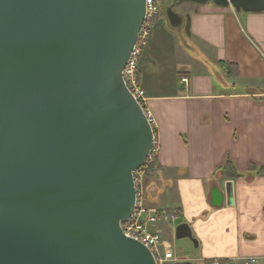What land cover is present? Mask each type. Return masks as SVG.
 I'll use <instances>...</instances> for the list:
<instances>
[{
	"label": "water",
	"instance_id": "1",
	"mask_svg": "<svg viewBox=\"0 0 264 264\" xmlns=\"http://www.w3.org/2000/svg\"><path fill=\"white\" fill-rule=\"evenodd\" d=\"M183 2L264 11L171 0L172 29ZM145 13L146 0H0V264H157L121 228L156 140L123 78ZM223 202L214 186L212 205ZM175 237L199 245L189 222Z\"/></svg>",
	"mask_w": 264,
	"mask_h": 264
},
{
	"label": "crops",
	"instance_id": "2",
	"mask_svg": "<svg viewBox=\"0 0 264 264\" xmlns=\"http://www.w3.org/2000/svg\"><path fill=\"white\" fill-rule=\"evenodd\" d=\"M179 6L183 26L172 29L161 8L139 62L159 145L146 201L189 222L199 245L177 259L264 264V11ZM228 160L240 176L223 174ZM214 186L220 207L211 203Z\"/></svg>",
	"mask_w": 264,
	"mask_h": 264
},
{
	"label": "built area",
	"instance_id": "3",
	"mask_svg": "<svg viewBox=\"0 0 264 264\" xmlns=\"http://www.w3.org/2000/svg\"><path fill=\"white\" fill-rule=\"evenodd\" d=\"M160 11L161 7L158 0H146L144 23L141 27L132 54L123 70L124 81L135 99L142 105L154 129L156 140L144 165L140 169L134 171V184L136 189L135 206L131 216L127 220L121 222V228L126 236L136 239L146 245L154 254L157 264H170L172 261L176 260L177 257L172 249L171 243L163 238L162 231L157 228L156 223L161 218L168 221H175L179 218V215L175 211L169 212L166 209L149 206L146 201L148 191L147 171L153 160L158 156L159 145L155 131L156 119L147 106L146 92L141 86L138 76L142 51L151 36L155 17ZM182 82L188 84L189 79L187 77H182ZM212 264H221V261L215 260Z\"/></svg>",
	"mask_w": 264,
	"mask_h": 264
},
{
	"label": "rangeland",
	"instance_id": "4",
	"mask_svg": "<svg viewBox=\"0 0 264 264\" xmlns=\"http://www.w3.org/2000/svg\"><path fill=\"white\" fill-rule=\"evenodd\" d=\"M158 3L160 5V7L162 8V12L165 6L167 5H171V0H158ZM181 4V3H180ZM179 3L174 5L173 8L176 12L183 10L184 12L185 7L184 6H179ZM181 9V10H180ZM164 14V13H163ZM159 15V14H158ZM162 19H165L166 16L164 14V16H162ZM157 22V20L155 21ZM154 22V24H155ZM172 33V37L174 38V35L177 36V33L175 31H171ZM152 181H155L154 178L152 179ZM152 199H149V203L152 202ZM179 223L176 221H168V220H160L156 223V225L162 228H165L162 232V236L164 239L169 240V242L172 244L173 247V251L175 253V255L181 256V258L184 257H193V248H194V244L189 240V239H177L175 237V228ZM193 247V248H192Z\"/></svg>",
	"mask_w": 264,
	"mask_h": 264
},
{
	"label": "trees",
	"instance_id": "5",
	"mask_svg": "<svg viewBox=\"0 0 264 264\" xmlns=\"http://www.w3.org/2000/svg\"><path fill=\"white\" fill-rule=\"evenodd\" d=\"M189 30H190V22L187 21V31H189ZM225 65L227 66L228 72H229V74H231V76H237L239 74V67H238L237 64H235V63H225ZM138 76H139V73H138ZM156 161H157V157L151 163V165H150V167H149V169L147 171V177L153 171L154 165L156 164ZM223 174H225L226 176H229V177H238V176H240L238 171H237V169L234 167L233 163L230 162V160H228L227 163H225V165L223 167Z\"/></svg>",
	"mask_w": 264,
	"mask_h": 264
}]
</instances>
